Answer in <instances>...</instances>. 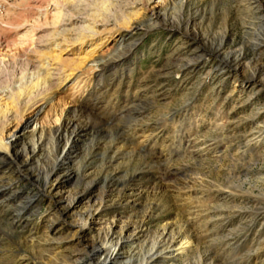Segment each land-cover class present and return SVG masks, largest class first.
I'll use <instances>...</instances> for the list:
<instances>
[{"label": "rangeland", "instance_id": "374dc122", "mask_svg": "<svg viewBox=\"0 0 264 264\" xmlns=\"http://www.w3.org/2000/svg\"><path fill=\"white\" fill-rule=\"evenodd\" d=\"M27 1L2 0L0 21L18 20L22 27L9 31V25H1L0 36L16 37L8 51L35 46L32 39L43 40L37 45L41 60L34 67L14 61V69L0 63V108H7L2 94L24 93L41 81L48 69L44 61L55 63L57 55L85 63L36 115L23 108L20 116L5 119L2 138L12 140L19 134L21 148L30 142L29 121L55 128L69 110L87 106L77 113L76 121L85 128L61 170L77 176L63 178L57 192L79 191L94 179V195L107 190L98 225L112 215L138 223L146 218L145 237L127 244L123 255L139 252L146 238L171 222L185 229L193 247L167 264H263L264 187L258 178L264 175V139L249 141L247 135L256 126L264 127V57L255 53L251 42L256 28L264 33V0H257L258 10L243 0H51L46 11L32 15L27 14ZM126 17L132 23L127 32L136 45L134 52L118 72L112 69L106 82L109 93L100 96V107L95 108L89 92L97 71L87 56L111 53L120 38L115 30L126 26ZM88 29L96 34L90 37L84 31ZM223 40L231 59L243 53L238 75L231 66L227 73L216 70L221 59L212 51ZM199 45L206 49V70L190 75L180 59L195 56ZM88 115L92 118L87 122ZM222 121L232 128L229 142L216 126ZM35 165L18 176L10 164L0 170V180L15 182L12 195L0 201V264H47L39 252L31 251L29 242L43 238L45 216L65 204H59L58 193H44L40 182L31 178ZM27 198L35 200L24 215L26 228L13 227L12 211ZM89 198L83 195L76 202L49 252L62 256L89 249L97 225L82 235L74 226L77 215L89 209Z\"/></svg>", "mask_w": 264, "mask_h": 264}, {"label": "bare ground", "instance_id": "6f19581e", "mask_svg": "<svg viewBox=\"0 0 264 264\" xmlns=\"http://www.w3.org/2000/svg\"><path fill=\"white\" fill-rule=\"evenodd\" d=\"M243 1L245 2L247 1L248 5L255 7L257 10L259 9L257 0H250L249 2L248 0H243ZM1 2L2 0H0V3ZM56 2L58 3L57 0ZM50 4H51V0H28L27 1L28 6L26 7L27 14L31 13L32 15V12L34 13V11L38 9H42V10L48 9L50 7ZM253 4H255V6H253ZM57 5L58 4H56V6ZM0 6L3 7L4 3L0 4ZM60 12L61 13H59L58 19L61 18L63 14L62 10ZM261 21L263 23L262 25L264 26V19H261ZM122 22L125 23L126 26H123L122 28H117L115 30V32H117L118 35H120V38L114 44L113 51L111 53H109L108 55H102V54L94 55L93 53L92 54L89 53L91 55L87 54L89 55L87 56L89 62L93 64L94 68L97 71V75L95 77V84L89 92L92 98L95 97V101L91 99L93 101V102L91 101L92 102L91 106L95 108L100 107L98 106L100 105L99 103H101L100 96H103V94L105 93H109L107 92L108 83L106 82L109 79L110 72H112V69H116V71L115 70L114 71L118 72L119 67L129 59L131 54L134 52V48L136 46L134 43H132V40H130L131 36L127 32L132 27V23L131 24L129 23L130 20L127 17L124 18ZM1 25H5L3 29L6 28V25H9L10 27L6 28L9 29V31L11 30L16 31L22 27V25L19 23L18 20H12L10 22L0 21V27ZM0 29L3 31L2 28ZM256 29L257 30H254L255 32L253 31L254 40L251 41L252 48L256 54L257 52H259V54L263 55L264 57V33L261 31L260 27ZM84 31L89 33L90 37L91 36L93 37L96 34L94 32L93 34L90 33L94 31L91 29ZM15 41L17 40L14 35L9 40L5 39L3 36L2 37L0 36V63L3 65L6 64L7 66L12 67L13 69H14L13 66L14 61H17V63L20 62L24 63V65L26 64V66L34 67V62L41 60V56L38 55L40 49L39 47H37V45L42 44L43 40H39L37 38L36 41H34L32 39V42L36 44V45L34 44L35 46L31 45V47L30 46L27 47L26 45L25 49L23 48V50L22 48L14 47L12 51H8V49L15 44L14 43ZM64 41H67L68 44L70 42V40L65 38ZM200 42L202 41L200 40ZM224 43H226L225 40H223L221 44H219V46L216 49H213L212 51L214 55H216L218 58L221 59L219 65L216 67V70H221V72L227 73L230 72L231 70L230 68L232 67V70L236 72L235 74L238 75L241 66L240 61L243 58L242 55L243 53L240 52V54H238L236 58L231 59L232 58L231 57L232 55H230L231 53L229 51L224 50L225 48ZM71 44L72 43H70V45ZM204 50H206L204 45L201 46L199 45L197 47V52L196 53L192 52L195 56H193L192 58L189 57L186 59H180V61H183L181 68L186 67V70L187 71L189 70L188 73H190V75L191 73H196V72L199 73L206 70V60L204 58L205 57L207 58V53H204ZM55 57L57 59L55 63L54 61L53 63H50L51 62L50 60L46 62L44 61V64L47 65L48 69L45 75H43L41 81L39 82L38 80V83L36 85H32L28 87L27 91L24 93H17L11 97L9 96L7 97V94L1 95V97L5 99L7 103V108H5V106L0 108V170L2 167L10 164V167L12 166L13 168L12 169L13 174L17 175V174H22L23 172H25L24 171L25 169L36 164L35 166H33V170H35L36 173L34 172L35 174L33 175L31 174L32 175L31 178L35 177V179H37L38 182H40V184L42 185L41 187L42 191L44 193H47L49 195L58 193L59 204H61L62 202L65 204V206L61 207L59 210H54L53 212L51 211L47 213V215L45 216L47 217L46 219L47 222L44 225V235L42 236L43 238L37 242L38 245L37 243H34L33 240H30L29 248L31 249V251L36 255L39 252L40 253L39 256L42 255V257L40 256V259L44 260L47 264H119V263L120 264H167L171 257H178L180 255L182 256L184 253L190 251L191 248L193 247L192 238L186 233L185 229H179L174 223L168 222L163 226H161V228L157 229V231H155V234L152 238L151 237L148 239L146 238V240L141 245L139 252L132 253L130 250V253H128L125 256L123 255L125 246L127 244H135L137 241L141 240V238L144 236L143 232H144L146 218H143V220H141L139 223L134 222L132 220L133 221L132 223V221L130 222L126 219L123 220L122 217L119 215H112V217L107 219L103 225L101 224L98 225L99 224L98 216L102 211L105 210L106 207L105 202H106L107 190H105L102 193H97L96 195H94L93 189L97 182V180L94 179L90 181H86L85 187L79 191L71 189L67 191H62L60 193L57 192V188L58 187L61 188V185L58 186V183L59 182L62 183L63 178L67 177V180L71 181L77 176L76 174L77 172L71 173L70 172L71 170H67L65 171V173H62L61 170H65L66 168L65 161L68 160L70 155L75 152V148H76L75 144L77 143L78 140L77 137H80L82 135V132L84 131L83 128L85 127L81 126L80 123L76 121V119L77 120L80 119L77 116V113L81 111H85L84 109H87V106L81 105V107L80 106L76 107L74 108V110H69L66 113L65 118L61 121L60 125L55 128H47L45 126L39 125L37 122L33 123L29 121L27 123V126L31 125L30 142L29 143L27 142L28 144H26L25 146L22 145L23 147L21 148H18L17 145L19 134L13 135L12 140H8V139L6 140V138H2L3 136H2L1 125L6 124L5 119H7V121L8 120L11 121L12 118H16L17 116H20L19 110L23 108H24L23 111H25V109L32 110L36 115L37 112L40 111L43 108V106L50 100V98L53 95H55V93L59 90V88H61V86L68 79H70L72 76H75L77 74V71L81 68V64L85 63L83 59L75 61V59L73 58L71 59L65 58V60H62L57 55ZM52 58L55 59L54 56H52ZM84 59L86 60V58ZM10 60L13 61L11 62ZM70 62H72L71 63L72 65H70L71 67L69 66ZM213 69H214L213 67L210 68L209 71L206 73V75L207 76L210 75ZM254 76H256V74H254ZM254 78L255 77H253L252 79L253 80L257 79ZM260 82L261 81L258 82V80L256 81V83L258 84H260ZM262 85L264 86L263 83ZM35 87H37V89H35ZM102 88H107V89L103 90ZM10 103L14 104L15 107L14 109L10 108ZM112 114H115V112L113 111ZM88 116L89 117H87L86 120L87 122L92 118L91 115ZM231 118H233V116L226 117V119H228L229 122ZM252 121H256V120H252ZM99 122L100 121H98V124ZM102 123L100 122L101 126ZM4 126L5 125H3V127ZM216 126L218 129H220L223 132L221 133L226 136V141L229 142L231 138L230 134L232 133V128L230 129L229 124H225L222 121L219 122ZM137 129L138 126H135L133 132L134 139H137L139 137L136 134H134L137 133ZM113 130L115 131L114 128ZM247 136L249 141H256L261 143L262 140L264 139V127L256 126V128H254L253 131H251ZM113 147L114 144L109 146V149L112 150L115 148ZM258 180L262 181V185L264 187V175L262 177H259ZM14 183L15 182L13 179H11V181L10 180L8 181L6 179L0 180L1 202L2 200L7 199L9 193L10 195H12V190H14L13 187ZM83 195H87V196L90 195L89 209L77 215V217L79 218L74 226L77 227V232H79V235H82L87 229L94 228L97 225L96 228L97 238L92 241L88 250L87 249L82 251L79 250L76 251V253L74 254L71 253L69 255H62V256L61 254L56 255L53 252H49V247L54 248V246H52L51 244V241L54 242L53 237L65 228L66 226L65 217L75 207L76 202ZM16 197L17 196H15V198ZM29 198H27L26 201L19 202V204L14 207L12 211V221H11L13 227L26 228L27 225L26 221L28 220L24 219V215L28 212V210L33 205L35 200L34 198L31 199ZM144 217L147 216L144 215ZM36 246L38 247V249L42 247L41 249L42 251L37 250ZM39 246L41 247L39 248ZM187 264H191V263H187Z\"/></svg>", "mask_w": 264, "mask_h": 264}]
</instances>
